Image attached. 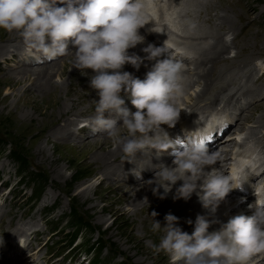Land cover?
Here are the masks:
<instances>
[{"label":"rangeland","instance_id":"rangeland-1","mask_svg":"<svg viewBox=\"0 0 264 264\" xmlns=\"http://www.w3.org/2000/svg\"><path fill=\"white\" fill-rule=\"evenodd\" d=\"M179 1L158 0L151 7L152 11L146 8L150 18L157 17L158 20L154 23L162 26L154 28L161 32L149 31L151 26L145 25L143 28L148 30V35L144 37L141 34L144 41L138 44L144 48L150 43L163 47L166 40H171L168 42L182 47L187 54L177 56V59H181L184 64L185 77L184 92L178 100V107L182 109L180 117L176 124L170 127L171 129L165 131L162 125L164 130L157 133L161 139L172 141L174 146L168 147L165 143L166 145L161 144L160 149L149 146L143 151L165 157L172 155L170 161L173 162L175 158L173 151L181 145L179 143L175 146V143L183 142L185 139L184 137L181 139L179 131L187 127L193 128L196 122L207 119L216 124L221 120L223 124L227 122L226 126L230 125V127L224 129L221 134L217 131L221 140L207 147L210 153L222 155L225 161H220L223 167L216 162L213 166H205V171H210L211 167L224 168L223 173L226 175L227 169L224 165H233L240 156H252L256 166L264 170V73L255 65L257 59L264 58V0H241L240 3L238 0H205L206 3L194 0L187 3L185 0ZM58 4L60 0H57ZM162 6L165 12L161 14L158 9ZM184 9L185 12L189 10L187 11L189 15H181ZM217 15L219 16L216 17ZM225 16L230 19L229 23L232 22L230 25L224 21L226 19L221 20ZM232 24L235 26L233 30L231 27L226 29ZM218 25L220 28L218 27L216 31L215 26ZM194 30L197 33H194ZM210 30L215 32L209 35ZM205 33V36L200 35ZM229 33L233 35L234 43H229V49L224 54V66L221 65L219 68L221 70L225 67L221 73L222 80L213 84L211 93L197 100L196 96L203 89L204 82L198 80L196 72H202L211 66L210 63L201 60L205 59V53L213 52V45L221 42V39H225ZM192 44L196 45L193 47ZM209 44L211 45L208 48ZM200 46L207 47L206 52L201 51ZM23 50L27 51L25 48ZM73 51L72 48L69 50L72 54ZM141 56L148 61L147 53L144 52ZM148 62L142 74L151 70L155 60ZM13 63L11 58L1 59L0 69H9L13 67ZM0 78L6 79V77ZM229 82L232 83L231 87L221 92L215 104H210L219 86ZM254 84H259V87L254 88ZM8 89V86L0 83V98L8 95V92L11 93ZM19 89L10 94L12 96L9 97V101L18 100ZM229 93L231 98L226 105ZM14 107V109L9 106L5 108L0 103V259L8 264H79L80 262V264H90L89 261L92 259L94 264V253L86 254V248L92 242L101 240L105 245L112 247L105 249L103 264H169L167 261L156 260L154 257L147 258L144 255L145 248L151 244V240L141 239V223L131 214L134 205L128 202L119 205L122 191L115 183H122V171H118L114 179L109 181L102 172L94 173L92 164L88 163L92 159L94 150H91L87 142L80 143V147L67 152L63 149L58 150L56 154H63L65 158L54 164H58L56 168L52 167L49 161H42L41 156L34 152L36 143L39 142L37 141L39 135L33 137L24 131L26 125L35 124L40 116L36 113L31 114L33 110L30 109L29 114L34 115L33 120L25 118L22 108H16L15 105ZM219 115L222 116L214 119ZM83 125L85 124H79L77 128L81 129ZM183 133L187 134L186 131ZM200 141L202 142L201 139ZM71 144L75 146L74 141ZM52 145L50 143L48 146L50 155H54ZM112 147L115 145L113 144ZM19 155L27 159L30 170L47 177L48 185L38 199L36 194L39 185L34 186L30 182L32 180L30 173L20 171L22 166L17 160ZM130 170V172L135 171L134 168ZM21 175L24 176L22 180H20ZM143 180L141 186L134 188L136 194L146 193L149 190L150 185L145 178ZM160 191L159 195L162 197H166L170 192L165 193L164 188ZM234 197L226 195L215 213H211L210 210L207 212L208 209L204 208L200 215L210 218L209 220L215 216L218 221L220 220L219 222H227L230 217L238 214L249 216L253 214L255 210H250L248 205L242 204L244 200L238 203L239 199ZM116 207H119L118 211H114ZM72 210L78 211L83 217L82 221H87L91 229L81 228L79 236L69 246L68 239L76 228L74 222L70 220L69 214ZM219 227L220 223H213L209 231L217 230ZM54 228L57 230L52 231ZM193 230L194 227L187 228L186 232L191 234ZM70 257L74 260L70 261ZM263 257L264 255L260 254L254 255L249 264H264Z\"/></svg>","mask_w":264,"mask_h":264},{"label":"clouds","instance_id":"clouds-1","mask_svg":"<svg viewBox=\"0 0 264 264\" xmlns=\"http://www.w3.org/2000/svg\"><path fill=\"white\" fill-rule=\"evenodd\" d=\"M60 4L57 0H0V29L19 32L29 53L48 60L67 55L71 44L73 67L94 73L90 87L99 99L95 100V115L83 125L93 134L105 133L126 156L149 146L156 149L166 143L172 147V141L156 133L163 129L161 125L174 126L180 117L178 100L185 77L184 64L177 56L186 55L185 49L168 40L163 47L150 43L143 51L155 63L144 79L122 70L125 64L138 69L143 62L128 50L144 41L139 30L152 21L147 0H60ZM150 31L161 32L154 27ZM232 39L231 33L225 36L226 43ZM255 65L264 73V58ZM173 153L175 166H163L146 181L157 185L154 192L163 187L166 193L178 180L183 181L177 196L188 199L196 192L202 206L215 213L230 190L241 185L239 176H226L216 167L205 171V166L216 164L218 154L210 153L207 144L196 137L182 142V149ZM134 174L142 179L141 173ZM255 195V204L248 205L255 209L252 215L238 214L227 222L197 215L191 234L178 226L179 218L171 213L165 215L164 226L153 219L151 231L163 234L150 247L154 254L167 255L170 264H249L254 255H264V190ZM213 223L220 227L209 231Z\"/></svg>","mask_w":264,"mask_h":264},{"label":"bare ground","instance_id":"bare-ground-1","mask_svg":"<svg viewBox=\"0 0 264 264\" xmlns=\"http://www.w3.org/2000/svg\"><path fill=\"white\" fill-rule=\"evenodd\" d=\"M156 1L154 0L153 2V0H147V10L152 11L151 7H153ZM189 1L190 0H185L186 3ZM194 1L203 2L205 0ZM240 1L241 0H238L239 3ZM156 5H158V3H156ZM57 6L62 5L58 4ZM158 11L161 14L164 13V6L159 8ZM187 11L189 10H186L185 12L184 9V12L181 13V15H189ZM197 13L199 12L197 11ZM218 16L219 15H217L216 17ZM156 18L157 17L151 16L150 19L152 21L146 24L149 27L151 26L149 28V31L155 26H157V28L159 26H162L161 24L157 25V23H154L155 20H158ZM222 18L223 19L221 20L226 19L224 21H227L229 23L228 20L230 19L228 17L225 16V18ZM209 20L212 21L211 19ZM231 23L232 22H230L229 25ZM218 27L220 28L219 25L215 26L216 31ZM229 27H231V30H233L235 26L234 24H232L226 29H228ZM144 28H141L139 32L145 37V35H148V30H144ZM188 32L191 33L190 30ZM195 32L196 30H194V33ZM212 32H215V30H210L209 35H212ZM200 35L205 36L206 33ZM231 42L234 43V40H232ZM192 45L194 47L196 44ZM210 45L211 44H209L208 48L210 47ZM23 48L26 49V44L19 32H9L4 29H0V60L11 58L12 62L14 61L13 67L5 70L0 69V77H6V79L0 78V83L8 86V90H11V93L8 92V95L0 98V103L3 104L5 108L9 106L11 107V109H14V105L16 106V108L21 107L25 118H29L31 120H33L34 115L32 116L29 114L31 113L30 109L33 110L31 114L36 113L40 116L38 122H36L35 124L26 125L24 127V131L28 132L30 136L33 137L39 135L37 137V141L39 142L36 143L34 152H36L38 156H41V160L49 161L52 167L54 166L56 168L58 164H54L62 161L65 158V155L63 154H56L58 150L63 149L67 152V150H73L74 148L80 147V143L84 144L85 142H87L86 144H89L91 146V150H94V153L91 157L92 159L88 161V163L92 164L94 173L102 172L105 176V179L109 181L114 179L118 171H122V183H115L122 191V194L120 196L122 197V199L119 198L121 204L119 205H123L126 202L134 205V209L131 214L137 221L139 220L141 223L142 240L149 238L151 240V243H158L159 236L163 233H153L151 231V223L154 219L158 220L161 223V226H164V224L166 223L164 217L169 213L179 218L177 223L183 231L186 232L187 228L194 227L196 217L197 215H200L201 210H203L204 207H202V204L196 192H193L188 199L177 196L176 190L178 187H180L183 181L178 180L175 185H172L170 192L166 197H162L161 195H159V192H161L160 190L163 187H159L158 191L156 192L153 191V189L157 187L155 183L149 184L150 188L148 191H146V193L144 192L136 194L134 191V188L142 185V181H144V178L147 181L153 179L155 172H157L163 166L170 167L171 165V167H174L173 162L170 161L172 155L165 157L163 155L147 153L143 150H140L132 156H126L119 147H112L114 141L105 133L98 132L93 134L90 131V128L86 126H82L81 129L77 128V125L88 123L90 121V118L95 115V100H98L99 97L96 90L90 87V77L94 74L92 70H80L76 67H73L72 60L74 58V51L73 54L68 52V54L65 56L57 57L53 60H48L39 53L29 54V52L24 51ZM69 48H72L71 44L69 45ZM200 48L201 51L206 52L207 47L203 48L200 46ZM212 48H214L213 52L205 53V59L201 60L205 63H210L211 66L209 65L210 67L204 69L202 72H196V77L198 78V80H202V82H204L203 89H201L196 96L197 100L201 99L202 96L211 93L210 91L213 84L215 85L216 82L218 83V81L222 80L221 73L223 72L222 70L225 67L221 68V70H219V68L221 65L224 66V54L229 49V43H226L225 39L222 38L221 42L213 45ZM143 49V46L137 44L134 48H130L128 50L129 54H136L142 58L143 62L140 64L138 69L131 64H125L122 69L123 71L132 73L134 77L140 79L145 78L146 74H142V71L145 70L144 68L146 67V65H148V61H150L149 59L147 61L145 57L141 56V54L144 53ZM187 49L189 50V48ZM56 77H59V79H56ZM231 85L232 83L229 82L227 84L219 86L215 94H213V101L210 100V104H215L214 102L219 99L221 92L230 88ZM258 85L259 84H254V88H256ZM248 87L253 88V86ZM17 88H20V95L18 100H14L13 102L9 101V97L12 96L10 94L17 90ZM235 93L237 92H234V94ZM121 95L124 96L123 93ZM227 97L228 99L226 101V105L230 101L229 99L231 98V94L229 93ZM124 99L126 106L134 112L136 109L134 108V106H132L127 96H124ZM179 108L181 109V107ZM105 115L107 116L108 114L106 113ZM221 116L222 115L215 116L214 119H217V117ZM198 124L201 126L199 127ZM227 124V122L223 124L221 120L219 124H216V122H212L211 120L207 119L202 122H196L193 128L187 127L184 129L194 131L195 133L198 132L202 142L206 143L207 146H209L208 144L213 143L214 145L221 140L218 136L217 131H220L219 134H221L224 129L230 127V125L226 126ZM163 127L165 128V131L171 129L168 125H163ZM163 130L159 129L157 130V133H161ZM121 131L123 132L124 130L122 129ZM183 137L185 138V136ZM73 141L75 143V146H72L71 144ZM50 143L53 144L52 149L54 155L49 154L48 146ZM180 146L178 148L176 147L175 150H181L182 145ZM227 155L225 157H227ZM70 161L71 160H69V162ZM220 161H225V159L222 155L219 154L217 158V164L219 166H221ZM247 161L249 160L243 158L237 163H242V165L234 167L233 174L235 176L241 174V170L244 169L242 168V166L247 165ZM133 168L135 170V173H141V180H138L136 178L133 171L130 172V169ZM219 170L223 172L224 168H219ZM242 174H245V172L242 171ZM247 178L248 175L246 176V179ZM157 182L163 183V181L159 180H157ZM242 182L244 183L245 181ZM260 183L264 184V180H262ZM227 195L232 194L228 193ZM240 205L241 204H239V206ZM118 208L119 207H116L114 211H118ZM208 211L209 209L207 210V212ZM153 212L157 213L155 217L152 216ZM212 216L213 215H211V217ZM214 219L217 220L215 216H213L212 220ZM189 221H191V223H189ZM144 255L147 258L154 257V259L156 260H164L170 264L169 257L164 253L154 254L152 248L150 247V244L145 248ZM262 259H264V257ZM4 263L8 264L0 259V264Z\"/></svg>","mask_w":264,"mask_h":264},{"label":"trees","instance_id":"trees-1","mask_svg":"<svg viewBox=\"0 0 264 264\" xmlns=\"http://www.w3.org/2000/svg\"><path fill=\"white\" fill-rule=\"evenodd\" d=\"M17 160H18L20 166H22L20 171H22V173H25V172L30 173V175L32 176V177H30L32 179L30 182L32 184H34V186L39 185V189H38V192L36 194L37 195L36 197L38 199L40 197V195L42 194V192L44 191V189L48 185L47 177H45V175H42L41 173H39L35 170H30V164H28L26 158L19 155V157H17ZM24 163H27V164H24ZM23 177L24 176L21 175L20 180H22ZM69 215H70V220H72L74 222V225H76L75 230H73L71 237L68 239L69 240L68 241L69 246H70L79 236L81 228L89 227L91 229V226L89 225V223L87 221H85V222L82 221L83 217L78 211L72 210L71 214H69ZM56 230H57V228H54V230H52V231H56ZM109 248L110 247L108 245H105L104 243H102L101 240H98L97 242L96 241L92 242L86 248V252L94 253V256H95V260L93 261L94 264H103V253H104L105 249H109Z\"/></svg>","mask_w":264,"mask_h":264}]
</instances>
